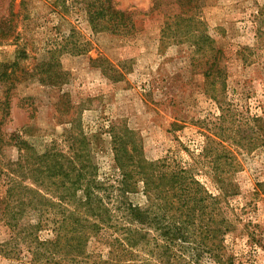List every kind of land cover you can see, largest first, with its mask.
<instances>
[{
  "label": "rangeland",
  "instance_id": "374dc122",
  "mask_svg": "<svg viewBox=\"0 0 264 264\" xmlns=\"http://www.w3.org/2000/svg\"><path fill=\"white\" fill-rule=\"evenodd\" d=\"M99 1L0 0V199L17 216V233L0 222V264H25L87 185L147 206L141 182L118 185L114 146L186 169L202 188L189 195L219 201L212 225L232 223L231 264H264V0H111L133 23L114 33L91 29ZM104 235L92 256L107 258Z\"/></svg>",
  "mask_w": 264,
  "mask_h": 264
},
{
  "label": "trees",
  "instance_id": "16d2710c",
  "mask_svg": "<svg viewBox=\"0 0 264 264\" xmlns=\"http://www.w3.org/2000/svg\"><path fill=\"white\" fill-rule=\"evenodd\" d=\"M94 6L89 19L93 31L114 33V29L124 31L132 27L129 14L115 9L111 0H101ZM204 37L203 34V41ZM209 75L203 72L204 78H209ZM126 133L133 138V132ZM112 138L113 145L119 146L130 140L120 135ZM113 149L116 164L121 170L118 185L125 192L141 182L147 206L127 202L126 195H98L94 189L99 190L98 184L95 187L87 185L85 195L78 200V213H62L58 220L47 219L46 225H53L52 239L38 241L32 237L36 244L31 247V257L25 264H200L203 257L216 264H231L223 245L227 231L221 229L222 226L230 229L232 223L228 219H220V229L214 226L221 208L217 198L206 191L207 195H199V199L197 195H189L187 184L194 185L198 192L202 188L186 169L163 172L158 164L147 162L140 150L130 151L128 155L122 148L114 146ZM124 157L133 160L135 165L124 169ZM76 178L79 179L78 174ZM14 187L43 205L51 203L45 195L20 182L14 181ZM3 199H0V222L16 232L10 220L17 222V216L11 219ZM20 201L18 199L17 202ZM205 202V206L201 205ZM102 232L105 234L102 241L107 247L106 259L100 255L94 257L86 250L90 236L98 239Z\"/></svg>",
  "mask_w": 264,
  "mask_h": 264
}]
</instances>
